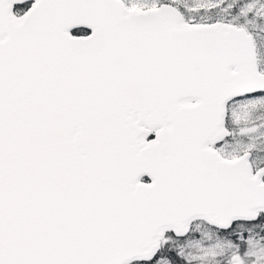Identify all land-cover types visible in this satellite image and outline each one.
Masks as SVG:
<instances>
[{
  "label": "snow or ice",
  "instance_id": "snow-or-ice-1",
  "mask_svg": "<svg viewBox=\"0 0 264 264\" xmlns=\"http://www.w3.org/2000/svg\"><path fill=\"white\" fill-rule=\"evenodd\" d=\"M0 264H264V0H0Z\"/></svg>",
  "mask_w": 264,
  "mask_h": 264
}]
</instances>
